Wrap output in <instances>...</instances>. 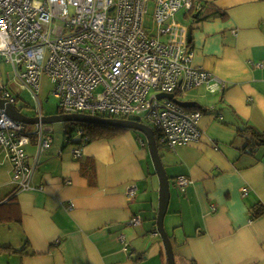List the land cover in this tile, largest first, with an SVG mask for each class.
Listing matches in <instances>:
<instances>
[{
	"label": "crops",
	"instance_id": "obj_1",
	"mask_svg": "<svg viewBox=\"0 0 264 264\" xmlns=\"http://www.w3.org/2000/svg\"><path fill=\"white\" fill-rule=\"evenodd\" d=\"M197 1L198 12L175 15L191 28V64L226 87L190 91L202 113L195 144H161L170 192L165 232L175 264H264V215L249 216L264 205V141L255 145L241 132L264 135V0ZM50 130L46 124L50 147L27 192L16 190L0 152V264H166L146 140L127 130L51 150ZM180 178L187 184L179 186ZM134 217L139 224H129Z\"/></svg>",
	"mask_w": 264,
	"mask_h": 264
},
{
	"label": "built area",
	"instance_id": "obj_2",
	"mask_svg": "<svg viewBox=\"0 0 264 264\" xmlns=\"http://www.w3.org/2000/svg\"><path fill=\"white\" fill-rule=\"evenodd\" d=\"M153 1L150 27L145 24L149 0H0V55L13 69L17 95L27 90L34 100L33 117L43 115L38 90L44 75L60 114L137 116L162 145L195 144L202 113L158 95L179 100L197 87L215 93L226 85L191 64L187 28L175 21L177 12H195L200 3ZM0 99L13 104L16 98L0 85ZM45 126L27 127L0 108V152L18 192L32 189L38 158L50 147ZM81 152L78 146L72 155L78 159ZM187 182L180 178L177 183ZM128 190L131 198L134 189ZM139 223L138 217L129 221Z\"/></svg>",
	"mask_w": 264,
	"mask_h": 264
},
{
	"label": "water",
	"instance_id": "obj_3",
	"mask_svg": "<svg viewBox=\"0 0 264 264\" xmlns=\"http://www.w3.org/2000/svg\"><path fill=\"white\" fill-rule=\"evenodd\" d=\"M187 42L191 41V28L187 29L186 32ZM158 98H168L179 104L183 108H193L195 106L194 102L191 101H179L176 98H173L171 94H159ZM0 108L3 109L6 114L13 119L14 121L23 123L25 125H33L35 123L42 124H53L58 122H82V123H93L108 125L113 127H119L126 130H133L143 134L147 142L148 152L151 158V162L158 179V209L156 216V231L160 236V239L163 244L166 264H175L174 254L171 245V241L165 232L163 221L166 214L170 192H169V182L168 178L162 165L159 152L156 146V141L154 137L153 130L145 125L140 123L137 116H128L126 119H116V118H106L101 116H93L89 114H55L50 116L38 117H28L16 109L14 104L0 99Z\"/></svg>",
	"mask_w": 264,
	"mask_h": 264
},
{
	"label": "rangeland",
	"instance_id": "obj_4",
	"mask_svg": "<svg viewBox=\"0 0 264 264\" xmlns=\"http://www.w3.org/2000/svg\"><path fill=\"white\" fill-rule=\"evenodd\" d=\"M153 7H154V1L149 0V2L147 3V14L145 16V24L149 25L150 27H151V16L153 13ZM175 21L179 23L181 26H184V23L186 22V20H183V22H181L179 20L178 15L177 17L175 16ZM0 85L6 86L8 91L14 95L16 100H18L16 104L18 105V108L21 109L24 115L28 117H32L33 115H35L36 106L33 103L34 100L32 99L30 93L27 90H19V94L17 95V93L14 91L15 89L18 88L17 86L18 83L14 78V72H13L11 65L5 61V56H2V55H0ZM51 91H52V84L47 79V77L43 75L40 79L38 92H39V97L41 100L40 107H41V110L44 116H50V115H55V114L60 113L58 105H57V100H55L52 97ZM189 94L190 92L186 96L179 97V100L184 101V102L188 101ZM66 123L58 122V123L50 124V128H51L50 132H51V136L53 137V143L51 145V150H54L57 148H58L57 150L61 148H64V149L69 148L70 150V148L72 147L71 143H68V140H67L68 137L65 134V130H66L65 124ZM27 127H31V125L30 126L27 125ZM133 132L137 134V136H139L140 138L145 139L142 133L137 132V131H133ZM79 138L80 136L77 134V132H74V134L71 137V140L75 141L76 139L78 140ZM86 145H84V147ZM163 224H164L165 230L169 232L170 225L168 224V220L164 218Z\"/></svg>",
	"mask_w": 264,
	"mask_h": 264
},
{
	"label": "trees",
	"instance_id": "obj_5",
	"mask_svg": "<svg viewBox=\"0 0 264 264\" xmlns=\"http://www.w3.org/2000/svg\"><path fill=\"white\" fill-rule=\"evenodd\" d=\"M202 7V5L200 4V7L195 10L196 12H198L200 10V8ZM194 11H191L190 13L192 14ZM193 17H198V14H194ZM191 42L188 43L189 47H190ZM18 100L15 99V101L13 102L14 106L16 107V103ZM17 109V108H16ZM194 109V108H192ZM17 110H19L21 112V109L18 108ZM197 110V109H194ZM200 110V109H199ZM198 110V111H199ZM60 114V113H58ZM65 134L68 137V143L71 142V137L74 134V132H81L80 138L78 139L79 141L76 143H84V142H90V141H95V140H99V139H105V138H114L124 132H126V129L123 128H119V127H113V126H108V125H101V124H93V123H82V122H67L65 124ZM241 132H247L250 133L252 135V137L254 138L255 141V145L257 144H261L264 141V135L263 133H260L256 130H254L253 128H246ZM154 137H155V141H156V146L158 149V152L161 150L162 145L158 142V138H157V134L154 133ZM264 215V205L262 204H257L254 205L253 207L250 208L249 210V216L251 219H256L259 218L261 216ZM22 252V250H21Z\"/></svg>",
	"mask_w": 264,
	"mask_h": 264
}]
</instances>
